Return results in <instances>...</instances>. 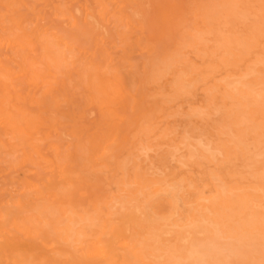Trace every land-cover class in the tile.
I'll list each match as a JSON object with an SVG mask.
<instances>
[{
  "label": "rangeland",
  "instance_id": "rangeland-1",
  "mask_svg": "<svg viewBox=\"0 0 264 264\" xmlns=\"http://www.w3.org/2000/svg\"><path fill=\"white\" fill-rule=\"evenodd\" d=\"M263 198L264 0H0V264H264Z\"/></svg>",
  "mask_w": 264,
  "mask_h": 264
},
{
  "label": "bare ground",
  "instance_id": "bare-ground-1",
  "mask_svg": "<svg viewBox=\"0 0 264 264\" xmlns=\"http://www.w3.org/2000/svg\"><path fill=\"white\" fill-rule=\"evenodd\" d=\"M239 1H240V0H239ZM237 3H238V2H237ZM229 8H230V7H229ZM234 10H235V9H234ZM226 11H228V10H226ZM224 12H225V11H224ZM233 12H234V11H233ZM235 12H236V11H235ZM235 12H234V13H235ZM222 13H223V12H222ZM226 13H227V12H226ZM226 13H224V14H226ZM231 13H232V12H231ZM236 15H238V13H236ZM232 16H233V15H232ZM214 30H215V29H214ZM205 31H206V30H205ZM206 32H207V31H206ZM217 33H218V32H217ZM198 34H199V33H198ZM200 34H201V33H200ZM201 35H202V34H201ZM208 35H209V33H208ZM210 35H211V34H210ZM219 35H220V34H219ZM198 37H199V36H198ZM198 37H197V38H198ZM202 37H203V35H202ZM216 37L218 38L217 35H216ZM216 37H214V38H216ZM200 38H201V37H200ZM198 39H199V38H198ZM225 40H226V39H225ZM191 41H192V40H191ZM197 41H198V40H196V42H197ZM226 41H227V40H226ZM199 42H200V41H198V43H199ZM202 42H203V41H202ZM223 42H224V41H222V43H223ZM226 43H227V42H226ZM227 44H228V43H227ZM239 44H240V43H239ZM196 46L199 47V45H196ZM228 46H229V45H228ZM198 47H197V48H198ZM224 47H225V46H224ZM210 48H211V47H210ZM214 48H215V47H214ZM219 48H221V50H222L223 46H222V47H219ZM219 48H217V49H219ZM196 50H198V49H196ZM225 50H226V49H225ZM199 51H200V50H199ZM216 51H218V50H216ZM222 52H224V51H222ZM201 53H202V52H201ZM227 54H228V53H227ZM198 55H199V54H198ZM230 56H231V55H230ZM236 57H237V56H236ZM231 58H232V56H231ZM229 59H230V58H229ZM234 60H235V59H234ZM237 61H238V60H237ZM241 61H242V60H241ZM242 62H243V61H242ZM260 62H261V61H259V63H260ZM255 63H256V62H255ZM257 64H258V63H257ZM215 65H216V64H215ZM236 65H237V64H236ZM254 65H255V64H254ZM216 67H217V66H216ZM237 67H238V65H237ZM237 67H236V68H237ZM233 68H235V67H233ZM246 68H247V67H246ZM219 69H220V68H219ZM252 73H253V72H252ZM245 74H246V73H245ZM242 75H243V74H242ZM257 75H258V74H257ZM244 76H245V75H244ZM240 77H241V76H240ZM247 77H248V76H247ZM247 77H246V78H247ZM250 77H251V76H250ZM256 77H257V76H256ZM234 78H235V77H234ZM234 78H233V79H234ZM258 79H259V78H258ZM228 80H229V79H228ZM246 81H247V80H246ZM239 83H240V82H239ZM242 83H243V82H242ZM181 84H182V83H180V85H181ZM244 84H245V83H244ZM217 85H218V84H217ZM219 85H220V84H219ZM227 85H228V84H227ZM242 85H243V84H242ZM182 86H183V84H182ZM182 86H181V87H182ZM238 86H239V85H238ZM245 86H246V85H245ZM249 86H250V85H249ZM181 87H179V88H181ZM232 87H233V85H232ZM179 88H178V89H179ZM221 88H222V87H221ZM250 88H251V87H250ZM183 89H184V86L182 87V90H183ZM223 89H224V88H223ZM235 89H236V88H235ZM235 89H234V90H235ZM237 89H238V88H237ZM258 89H259V88H258ZM261 89H262V88H261ZM206 90H207V89H206ZM209 90H210V89H209ZM232 90H233V88H232ZM234 90H233V91H234ZM177 91H178V90H177ZM179 91H180V89H179ZM213 91H214V90H213ZM237 91H238V90H237ZM237 91H236V92H237ZM240 91H241V90H240ZM249 91H250V90H249ZM251 91H252V90H251ZM253 91H254V90H253ZM255 91H256V90H255ZM258 91H259V90H258ZM258 91H257V92H258ZM115 92H116V91H115ZM210 92H211V91H210ZM215 92H216V91H215ZM225 92H226V91H225ZM225 92H224V93H225ZM234 92H235V91H234ZM242 92H243V91H242ZM257 92H256V93H257ZM208 93H209V92H208ZM226 93H228V92H226ZM252 93H254V92H252ZM260 93H261V91H259V94H260ZM262 93H263V92H262ZM210 94H211V93H210ZM232 94H233V93H232ZM236 94H237V93H236ZM246 94H247V92H246ZM254 94H255V93H254ZM211 95H212V94H211ZM213 95H214V93H213ZM209 96H210V95H209ZM234 96H236V95H234ZM259 96H260V95H259ZM256 97H257V95H256ZM209 98H210V97H209ZM211 98H212V97H211ZM221 98H222V97H221ZM225 98H226V97H225ZM237 98L239 99L238 96H237ZM233 99H234V98H233ZM260 99H261V96H260ZM221 100H223V99H221ZM226 100H228V99H226ZM245 100H246V99H245ZM252 100H253V99H252ZM252 100H251V101H252ZM242 101H243V100H242ZM261 101H262V100H261ZM212 102L215 103L214 101H212ZM225 103H226V102H225ZM239 103H240V102H239ZM244 103H246V102H244ZM244 103H243V104H244ZM250 103H251V102H250ZM254 103H255V101H254ZM206 104H207V103H206ZM208 104L210 105L211 103H208ZM236 104H237V102H236ZM241 104H242V103H241ZM224 105H225V104H224ZM251 105H252V104H251ZM251 105H250V106H251ZM257 105H258V104H257ZM259 105H260V104H259ZM225 106H226V105H225ZM245 106H246V104H245ZM245 106H244V107H245ZM232 107H233V106H232ZM232 107H231V108H232ZM242 109H243V108H242ZM246 109H248V108H246ZM250 109H251V108H250ZM252 109H253V108H252ZM235 110H236V108H235ZM243 110H245V109H243ZM248 110H249V109H248ZM197 111H199V110H197ZM200 112H201V110H200ZM203 112H205V111H203ZM203 112H202V113H203ZM230 112H231V111H230ZM245 112H246V111H245ZM200 115H201V114H200ZM230 115H231V114H230ZM238 115H240V114H238ZM227 116H228V115H227ZM251 116H252V115H251ZM236 117H237V116H236ZM241 117H242V116H241ZM243 117H244V116H243ZM247 118H248V117H247ZM245 119H246V118H245ZM239 121H240V120H239ZM241 121L244 122L245 120H243V118H242ZM247 122H249V121H247ZM239 124H240V123H239ZM239 124H238V125H239ZM245 124H246V121H245ZM249 124H250V122H249ZM249 124H246V125H249ZM240 125H241V124H240ZM240 125H239V126H240ZM250 125H251V124H250ZM252 125H253V124H252ZM253 126H254V125H253ZM235 127H236V126H235ZM233 128H234V127H233ZM249 128H251V127H249ZM253 128H254V127H253ZM225 130H226V129H225ZM228 131H229V130H228ZM248 131H249V130H248ZM242 132H243V131H242ZM254 132H256V131H254ZM238 133H239V132H238ZM246 133H247V132H246ZM218 134H219V133H218ZM222 134H223V133H222ZM260 135H261V133H260ZM221 136H222V135H221ZM223 136H224V135H223ZM256 136H257V135H256ZM219 137H220V136H219ZM219 137H218V138H219ZM231 137H232V136H231ZM257 137L261 138L260 136H257ZM257 137H256V138H257ZM184 139H185V138H184ZM184 139H183V140H184ZM219 139H220V138H219ZM224 139H226V138H224ZM233 139H234V138H233ZM222 140H223V139H222ZM226 140H227V139H226ZM179 141H180V140H179ZM196 141H200V140H196ZM259 141H260V140H259ZM228 142H230V141H228ZM252 142H254V141L252 140ZM185 143H187V142H185ZM225 143H226V142H225ZM183 144H184V142H183ZM260 144H261V143H260ZM191 145H192V144H191ZM225 145H230V144H225ZM242 145H243V144H242ZM255 145H256V144H255ZM182 146H183V145H182ZM221 146L223 147V145H221ZM256 146H257V145H256ZM213 147H214V146H213ZM233 147H234V146H232V148H233ZM187 148H188V147H187ZM207 148H208V147H207ZM219 148H220V147H219ZM225 148H226V146H225ZM227 148H228V147H227ZM238 148H239V147H238ZM174 149H175V148H174ZM192 149H193V148H192ZM195 149H196V148H195ZM222 149H223V148H222ZM185 150H186V149H185ZM193 150H194V149H193ZM196 150H197V149H196ZM206 150H208V149H206ZM219 150H220V149H219ZM234 150H235V149H234ZM237 150H238V149H237ZM194 151H195V150H194ZM241 151H242V150H241ZM223 152H225V151L223 150ZM230 152H231V151H230ZM239 152H240V151H239ZM185 153H187V152H185ZM195 153H196V152H195ZM199 153H200V152H199ZM225 153H226V152H225ZM231 153H232V152H231ZM200 154H201V153H200ZM200 154H198L199 157H201ZM223 154H224V153H223ZM195 156H196V155H195ZM195 156H194V157H195ZM206 156H207V155H206ZM208 156H209V155H208ZM219 156H220V155H219ZM226 156H227V155H226ZM228 156H229V155H228ZM232 156H233V155H232ZM178 158H180V157H178ZM223 158H224V157H223ZM234 158H235V157H234ZM207 159H208V158H207ZM209 159H210V158H209ZM225 159H226V158H225ZM230 159H231V158H230ZM187 160H188V159H187ZM191 160H192V158H191ZM219 160H220V158H219ZM221 160H222V159H221ZM179 161H180V160H179ZM185 161H186V160H185ZM188 162H189V161H188ZM214 162H215V161H214ZM253 162H255V161H253ZM186 163H187V162H185V164H186ZM189 163H190V162H189ZM185 164H184V165H185ZM197 164H199V163H197ZM225 164H226V163H225ZM193 165H194V164H193ZM226 165H227V164H226ZM229 165H230V163H229ZM198 166H199V165H198ZM231 166H232V165H231ZM185 167H186V165H185ZM216 170H217V169H216ZM261 170H262V169H261ZM136 171H137V170H136ZM217 172H218V171H217ZM136 173H137V172H136ZM224 173H225V172H224ZM184 174H185V173H184ZM259 179H260V178H259ZM140 180H141V179H140ZM182 180H183V179H182ZM211 180H212V178H211ZM231 180H232V179H231ZM133 181H134V180H133ZM209 181H210V180H209ZM178 182H179V181H178ZM184 182H185V181H184ZM216 182H218V181H216ZM210 183H211V182H210ZM233 183H234V181H233ZM130 184H131V183H130ZM140 184H141V183H140ZM153 184H154V183H153ZM157 184H158V183H157ZM175 184H177V182H176ZM199 184H200V183H199ZM204 184H205V183H204ZM168 185H169V184H168ZM234 185H235V184H234ZM234 185H233V186H234ZM236 185H238V184L236 183ZM248 185H249V184H248ZM130 186H131V185H130ZM146 186H147V185H146ZM146 186H145V188H146ZM165 186H166V185H165ZM177 186H179V185H177ZM186 186H187V185H185V187H186ZM207 186H209V185H207ZM240 186H241V185H240ZM258 186H259V184H258ZM124 187H126V186L124 185ZM124 187H123V188H124ZM127 187H129V186H127ZM150 187H151V186H150ZM202 187H204V186H202ZM121 188H122V186H121ZM129 188H130V187H129ZM133 188H134V187H133ZM142 188H144V187L142 186ZM162 188H163V187H162ZM180 188H181V187H180ZM195 188H197V187H195ZM231 188H233V187L231 186ZM151 189H152V188H151ZM157 189H159V188H157ZM198 189H199V188H198ZM203 189H204V188H203ZM224 189H225V188H224ZM240 189H241V188H240ZM240 189H239V190H240ZM246 189H247V187H246ZM248 189H249V188H248ZM252 189H253V188H252ZM252 189H251V191H253ZM257 189H258V188H257ZM257 189H256V193H257V191H259V189H258V190H257ZM138 190L140 191V189H138ZM146 190H147V189H146ZM154 190L156 191V189H154ZM196 190H197V189H196ZM196 190H195V191H196ZM201 190H202V189H201ZM216 190H217V189H216ZM129 191H130V190H129ZM136 191H137V190H136ZM152 191H153V190H152ZM155 191H153V193H154ZM198 191H200V190H197V192H198ZM217 191H218V190H217ZM220 191H221V190H220ZM228 191H229V190H228ZM121 192H122V191H121ZM231 192H232V191H231ZM237 192H238V191H237ZM237 192H236V193H237ZM253 192H254V191H253ZM132 193H134V191H133ZM140 193H141V192H139V195H140ZM155 193H156V192H155ZM128 194H129V192H128ZM128 194H127V195H128ZM134 194H136V192H135ZM195 194H196V192H195ZM246 194H247V193H246ZM152 195H154V194H152ZM199 195H203V194H200V193H199ZM218 195H219V194H218ZM243 195H244V194H243ZM255 195H256V194H255ZM129 196H130V195H129ZM129 196H128L129 200H130V199H133V197L130 198ZM150 196H151V195H150ZM221 196H222V193H221ZM259 196H260V195H259ZM118 197H119V196H118ZM121 197H122V196H121ZM121 197H119V198H121ZM139 197H140V196H139ZM194 197H196V195H195ZM207 197H208V196H207ZM228 197H229V196H228ZM233 197H234V196H233ZM241 197H242V196H241ZM241 197H240V198H241ZM243 197H244V196H243ZM250 197H252V196H250ZM200 198H202V197L200 196ZM224 198H225V197H224ZM261 198H262V197H261ZM194 199H195V198H194ZM194 199H193V200H194ZM198 199H199V198H198ZM220 199H222V198H220ZM241 199H242V198H241ZM249 199H250V198H249ZM263 199H264V198H263ZM111 200H112V199H111ZM117 200H118V199H117ZM129 200H128V201H129ZM226 200H227V199H226ZM247 200H248V199H247ZM251 200H252V199H251ZM251 200H250V201H251ZM124 201H125V200H124ZM202 201H203V200H202ZM204 201H205V199H204ZM222 201H224V200H222ZM227 201H228V200H227ZM256 201H259V200H256ZM260 201H261V200H260ZM113 202H114V201H113ZM116 202H118V201H116ZM193 202H196V201L194 200ZM234 202H235V201H234ZM251 202H252V201H251ZM107 203H109V202H107ZM127 203H128V202H127ZM127 203H126V204H127ZM198 203H200V202H197V206H198ZM203 203H204V202H203ZM205 203H207V200H206ZM235 203H236V202H235ZM248 203H249V202H248ZM105 204H106V203H105ZM115 204H116V203H115ZM115 204H114V205H115ZM126 204H125V205H126ZM192 204H193V203H192ZM195 204H196V203H195ZM200 204H201V203H200ZM216 204H217V202H216ZM127 205H128V204H127ZM193 205H194V204H193ZM201 205H202V204H201ZM214 205H215V204H214ZM226 205H227V204H226ZM238 205H239V204H238ZM248 205H249V204H248ZM255 205H256V204H255ZM105 206H107V205H105ZM108 206H109V205H108ZM203 206H204V205H203ZM203 206H202V207H203ZM209 206H210V205H209ZM228 206H229V204H228ZM234 206H235V204H234ZM263 206H264V205H263ZM112 207H113V206H112ZM120 207H121V206H120ZM120 207H119V209H120ZM211 207H213V204L211 205ZM232 207H233V204H232ZM248 207H249V206H248ZM255 207H257V209H258V206H255ZM261 207H262V206H261ZM107 208H108V207H107ZM110 208H111V207H110ZM114 208H116V206H115ZM114 208H113V209H114ZM192 208L194 209L195 207L193 206ZM222 208H223V207H222ZM233 208H234V207H233ZM233 208H231V209H233ZM104 209H105V208H104ZM119 209H118V210H119ZM193 209H192V210H193ZM231 209H230V210H231ZM237 209H239V208H237ZM97 210H98V208H97ZM99 210H100V209H99ZM211 210H212V209H211ZM230 210L228 211V212H229L228 215H230ZM246 210H247V209H246ZM246 210H245V211H246ZM263 210H264V208L262 209V211H263ZM107 211H110V210H107ZM123 211H125V210H123ZM201 211H202V210H201ZM203 211H204V210H203ZM206 211H208V210H206ZM221 211H222V209H221ZM225 211H227V210H225ZM232 211H233V210H232ZM236 211H237V210H236ZM257 211H258V210H257ZM257 211H255V212H257ZM101 212H102V211H101ZM117 212H118V211H117ZM125 212H126V211H125ZM125 212H124L123 214H125ZM195 212H196V209H195ZM208 212H209V211H208ZM222 212H223V211H222ZM250 212H251V211H250ZM108 213H110V212H108ZM190 213H191V212H190ZM202 213H203V212H202ZM242 213H243V211H242ZM83 214H84V213H83ZM83 214H82V215H83ZM91 214L93 215V213H91ZM111 214H114V213H111ZM224 214H225V213H224ZM236 214H237V212H236ZM70 215H72V214H70ZM84 215H85V214H84ZM106 215H107V214H106ZM221 215H222V214H221ZM249 215H250V214H249ZM73 216H74V215H73ZM107 216H108V215H107ZM190 216H191V215H190ZM214 216H215V217H218V216H216V215H214ZM214 216H213V217H214ZM226 216H227V215H226ZM235 216H236V215H235ZM235 216H233V217H235ZM247 216H248V215H247ZM66 217H67V216H66ZM69 217H70V216H69ZM86 217H87V216H86ZM93 217H94V216H93ZM93 217H92V218H93ZM188 217H189V216H188ZM202 217H203V216H202ZM202 217L200 216V218H202ZM208 217H209V216H208ZM213 217H212V219H214ZM64 218H65V217H64ZM190 218H191V217H190ZM203 218H204V217H203ZM203 218H202V220H203ZM236 218H237V217H236ZM238 218H239V217H238ZM246 218H247V217H246ZM68 219L70 220V223H71V219H70V218H68ZM185 219H186V217H185ZM196 219H197V218H196ZM222 219H223V218H222ZM228 219H229V220L231 219V215H230V218H228ZM194 220H195V219H194ZM209 220H211V219H209ZM229 220H228V221H229ZM232 220H233V219H232ZM248 220H249V219H248ZM261 220H262V214H261ZM65 221H66V220H65ZM79 221H80V220H79ZM90 221H91V220H90ZM90 221H89V223H90ZM106 221L108 222V220H106ZM184 221H185V220H184ZM205 221H206V219H205ZM205 221H204V222H205ZM220 221H221V220H220ZM220 221H219V222H220ZM241 221H242V220H241ZM252 221H253V220H252ZM66 222H68V221H66ZM188 222H189V221H188ZM199 222L201 223V220H200ZM223 222H224V221H223ZM242 222H243V221H242ZM244 222H245V221H244ZM246 222H247V221H246ZM246 222H245V223H246ZM87 223H88V222H87ZM89 223H88V224H89ZM91 223H92V221H91ZM102 223H103V221H102ZM109 223H110V222H109ZM176 223H177V222L175 221V224H174L175 226L178 225V224H176ZM194 223H195V222H194ZM197 223H198V222H197ZM200 223H199V224H200ZM235 223H236V222H235ZM235 223H234V224H235ZM66 224H69V223H66ZM106 224H108V223H106ZM172 224H173V223H171V226H172ZM182 224H183V223H182ZM182 224H181V225H182ZM186 224H187V223H186ZM195 224H196V223H195ZM215 224H216V223H215ZM225 224H226V223H225ZM225 224H224V225H225ZM230 224H232V223H230ZM256 224H257V223H255V226H256ZM81 225H82V224H81ZM83 225H84V224H83ZM83 225H82V226H83ZM89 225H90V224H89ZM94 225H95V223H94ZM108 225H109V224H108ZM157 225H159V224H157ZM162 225H163V224H162ZM191 225H192V224H191ZM261 225H262V222H261ZM261 225H260V227H261ZM82 226H81V227H82ZM84 226H85V225H84ZM87 226H88V225H87ZM109 226H110V225H109ZM152 226H153V225H152ZM164 226H165V224H164ZM164 226H163V227H164ZM168 226H169V224H168ZM171 226H169V228H170ZM187 226L189 227V224H188ZM226 226H227V225H226ZM233 226H234V225H233ZM64 227H65V224H63V228H64ZM144 227H145V226H144ZM159 227H160V226H159ZM166 227H167V226H166ZM178 227H179V225H178ZM181 227H182V226H180L179 229H181ZM183 227H184V226H183ZM183 227H182V228H183ZM202 227H203V226H202ZM228 227H229V226H228ZM241 227H242V226H241ZM244 227H245V225H244ZM258 227H259V226H258ZM260 227H259V229H260ZM67 228H69V227L67 226ZM67 228H66V229H67ZM82 228H83V227H82ZM82 228H81V229H82ZM87 228H88V227H87ZM87 228H85L84 230H86ZM103 228H104V227H103ZM115 228H116V227H115ZM154 228H155V227H154ZM167 228H168V227H167ZM185 228H186V227H185ZM231 228H232V227H231ZM235 228H236V230H237V229H240L239 227H235ZM245 228H246V227H245ZM252 228H253V227H252ZM261 228H262V227H261ZM58 229H59V228H58ZM61 229H62V228H61ZM97 229H98V228H97ZM158 229H159V228H158ZM194 229H195V228H194ZM202 229H203V228H202ZM255 229H256V228H255ZM73 230H74V229H73ZM77 230H79V229H77ZM84 230H82V231L84 232ZM110 230H111V229H110ZM116 230H117V228H116ZM150 230H151V229H150ZM150 230H149V231H150ZM240 230H241V229H240ZM244 230H247V229H244ZM250 230H253V229H250ZM262 230H263L262 234H264V228H263ZM66 231H67V230H66ZM97 231H98V230H97ZM99 231H100V230H99ZM216 231H218V230H216ZM224 231H225V230H224ZM234 231H235V229H234ZM248 231H249V230H248ZM248 231H247V232H248ZM260 231H261V230H260ZM60 232H61V231H60ZM60 232H59V233H60ZM64 232H65V231H64ZM67 232L69 233V231H67ZM73 232H74V231H73ZM80 232H81V230H80ZM90 232H91V231H90ZM101 232H103V231H102V228H101ZM111 232H112V231H111ZM153 232H155V231H153ZM158 232H159V231H158ZM158 232H157V233H158ZM222 232H223V231H222ZM250 232H251V231H250ZM250 232H249V233H250ZM254 232H255V230H254ZM62 233H63V231H62ZM70 233H72V232H70ZM97 233H98V232H97ZM170 233H172V232H170ZM176 233H178V232H176ZM204 233H206V232H204ZM204 233H203V234H204ZM219 233H221V232H219ZM219 233H218V234H219ZM224 233H225V232H224ZM241 233H242V232H241ZM95 234H96V233H95ZM98 234L100 235V234H102V233H98ZM103 234H104V232H103ZM146 234H147V233H146ZM208 234H209V233H208ZM74 235H75V232H74ZM81 235H82V233H81ZM85 235H86V234H85ZM85 235H84V237H85ZM87 235H88V234H87ZM152 235H153V234H152ZM166 235H167V232H166ZM219 235H220V234H219ZM234 235H235V233H234ZM236 235H237V233H236ZM242 235H243V234H242ZM255 235H256V234H255ZM258 235H259V234H258ZM62 236H64V235H62ZM65 236H66V235H65ZM65 236H64V237H65ZM76 236H77V235H76ZM79 236H80V235H79ZM143 236H144V235H143ZM146 236H147V235H146ZM229 236L231 237V234H230ZM64 237H63V238H64ZM100 237H101V236H100ZM155 237H156V236H155ZM196 237H198V236H196ZM200 237H201V235H200ZM200 237H199V238H200ZM219 237H220V236H219ZM222 237H223V236H222ZM237 237H238V236H237ZM237 237H236V238H237ZM242 237H243V236H242ZM249 237H250V234H249ZM252 237H253V235H252ZM252 237H250V239H251ZM261 237H263V236H261ZM66 238H69V236L66 237ZM81 238H82V237H81ZM86 238H87V237H86ZM95 238H96V237H95ZM236 238H233V239H236ZM258 238H259V237H258ZM82 239H83V238H82ZM84 239H85V238H84ZM96 239H97V238H96ZM174 239H175V238H174ZM184 239H185V238H184ZM225 239H227V238L225 237ZM238 239H240V237L237 238V241H239ZM252 239H253V238H252ZM256 239H257V238H256ZM67 240H68V239H67ZM78 240H79V239H78ZM98 240H99V239H98ZM100 240H101V239H100ZM180 240H181V239H180ZM259 240H262V239L259 238ZM263 240H264V239H263ZM68 241H69V240H68ZM138 241H139V240H138ZM157 241L159 242V240H156V242H157ZM188 241H189V240H188ZM232 241H233V240H232ZM237 241H235V242H237ZM241 241H243V240H241ZM241 241H239V243H241ZM73 242H74V241H73ZM91 242H94V241L92 240ZM170 242H171V241H170ZM205 242H206V240H205ZM207 242H208V241H207ZM256 242H257V240H256ZM256 242H255V243H256ZM261 242H262V241H261ZM263 242H264V241H263ZM263 242H262V243H263ZM134 243H135V242H134ZM164 243H165V242H164ZM164 243H163V245H164ZM179 243H180V242H179ZM208 243H209V242H208ZM243 243H246V242H243ZM243 243H242V244H243ZM251 243H252V241H251ZM137 244H141V243H137ZM181 244H182V243H181ZM199 244H200V243H199ZM242 244H239V245H241V249H242V247H245V246L242 245ZM246 244H247V243H246ZM248 244H250L249 241H248ZM252 244L255 245L254 242H253ZM154 245H156V244H154ZM170 245H171V244H170ZM170 245H169V246H170ZM237 245H238V244H237ZM98 246H99V245H98ZM135 246H136V245H135ZM137 246H138V245H137ZM141 246H142V244H141ZM202 246H203V245H202ZM202 246H201V247H202ZM204 246H205L204 248H206L207 244H206V245L204 244ZM210 246H211V245H210ZM259 246H260V245H259ZM262 246H264V244H263ZM197 247H200V246L197 245ZM217 247H218V246H217ZM247 247H249V246H247ZM255 247H256V246H255ZM17 248H18V247H17ZM137 248H138V247H136V249H137ZM146 248H147V247H146ZM162 248H164V247H162ZM162 248H161V249H162ZM181 248H182V247H181ZM185 248H186V247H185ZM194 248H195V247H194ZM209 248H210V247H208V249H209ZM211 248H213V249H217V248H214V247H212V246H211ZM229 248H230V247H229ZM151 249H153V248H151ZM155 249H156V248H155ZM157 249H158V248H157ZM178 249H179V248H178ZM191 249H192V248H191ZM245 249H246V248H245ZM245 249H244V250H245ZM248 249H249V248H248ZM255 249H256V248H255ZM201 250H202V249H201ZM234 250H235V249H234ZM258 250H259V249H258ZM136 251H139V250H136ZM152 251H153V250H152ZM157 251H159V250H157ZM204 251H206V250L204 249ZM204 251H203V252H204ZM226 251H227V250H226ZM149 252H151V251H149ZM153 252H155V250H154ZM161 252H162V251H161ZM163 252H164V249H163ZM198 252H199V249H198ZM210 252H211V251H210ZM233 252H234V251H233ZM248 252L252 254V252H251L250 250H248ZM258 252H259V251H258ZM129 253H130V252H129ZM199 253H200V252H199ZM199 253H198V254H199ZM205 253H206V252H205ZM219 253H220V252H219ZM228 253H229V252H228ZM249 253H248V255L251 256V254H249ZM189 254H191V252H190ZM196 254H197V252L195 251V255H196ZM207 254H208V253H207ZM209 254H210V253H209ZM212 254H213V253H212ZM214 254H215V253H214ZM254 254H255V253H253L252 255H254ZM256 254L258 255V253H256ZM263 254H264V252H263ZM130 255H131V253H130ZM191 255H192V254H191ZM199 255H200V254H199ZM199 255H198V256H199ZM203 255H204V254H203ZM203 255L201 256L202 259H203ZM228 255H229V254H228ZM149 256H150V254H149ZM164 256H166V255H164ZM210 256H211V255H210ZM229 256H233V255H229ZM131 257H132V259H133L134 256H131ZM225 257H227V256H225ZM134 258H136V257H134ZM148 258H151V257H148ZM158 258H160V257H158ZM166 258H168V257H166ZM208 258H209V257H208ZM231 258H232V257H231ZM252 258H253V257H252ZM153 259H155V258H153ZM153 259H152V260H153ZM164 259H165V258H164ZM202 259H200V260H202ZM232 259H233V258H232ZM137 260L139 261V259H137ZM150 260H151V259H150ZM162 260H163V259H162ZM168 260H169V258H168ZM173 260H174V258H173ZM212 260H213V259H212ZM212 260H211V262H212ZM248 260H249V259H248ZM259 260H260V259H259ZM154 261H155V260H154ZM193 261H194V260H193ZM198 261H199V260H198ZM209 261H210V259H209ZM225 261H226V260H225ZM255 261H256V260H255ZM257 261H258V260H257ZM167 262H168V261H167ZM175 262H176V261H175ZM206 262H207V261H206ZM228 262H229V261H228ZM162 263H163V262H162ZM183 263H184V262H183ZM178 264H180V263H178Z\"/></svg>",
  "mask_w": 264,
  "mask_h": 264
}]
</instances>
